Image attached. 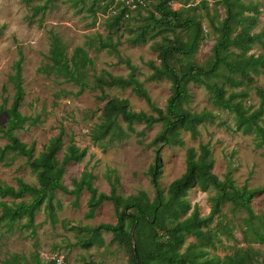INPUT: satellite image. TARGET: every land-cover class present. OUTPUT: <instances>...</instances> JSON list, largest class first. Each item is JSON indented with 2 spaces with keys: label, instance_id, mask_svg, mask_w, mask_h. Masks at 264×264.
I'll return each instance as SVG.
<instances>
[{
  "label": "rangeland",
  "instance_id": "obj_1",
  "mask_svg": "<svg viewBox=\"0 0 264 264\" xmlns=\"http://www.w3.org/2000/svg\"><path fill=\"white\" fill-rule=\"evenodd\" d=\"M203 1H206L203 3ZM115 0H0V105L9 108L14 94L10 83V76L14 74V64L19 59V49L25 55L23 63L24 100L20 108L23 115L38 118V123L28 125L24 130L17 131V137L28 146L35 145L34 159L44 163L42 152L49 140L64 131V147L58 154L60 164L66 148L74 143L87 155L82 162L69 163L63 177V184L70 190L74 189L72 181L78 179L84 171H91L95 175L94 184L98 190L110 194L111 184L108 173L119 180L118 194L125 200L132 202L140 192H146L150 200L155 198V189L151 183L149 170L155 162L154 140L162 131V125L156 124L145 129L144 123H136L137 133L128 139L113 143L109 139L95 143L92 131L101 122L103 109L108 99L117 97L129 101L130 107L136 112L151 113L147 103L137 97L131 89L106 88L80 90V86L66 81L63 77L45 73L42 70L51 65L48 59L53 36L59 37L71 57L76 48H83L93 65L87 72V80L94 82L96 76L107 71L116 77L127 78L130 70L125 61L137 68V78L151 96L155 105L165 109L173 94L171 83L166 78L152 80L150 64L159 65L158 54L154 44L161 41V37L149 40L140 45H131V38L140 27L146 23L150 12L154 11L149 4L146 9L132 13L121 27H111L114 16L110 7L115 6ZM245 4L257 5L260 10L258 23L251 33H259L264 29V0H243ZM110 3L108 12L104 6ZM47 5L46 11L39 13L32 19L33 8ZM153 5V6H154ZM174 10H181L184 18L197 17L204 29V40L200 50L192 61L208 64L214 44L219 34L215 28L225 18V8L222 4H215L212 0H180L173 2ZM152 9V10H151ZM253 14L246 12L245 15ZM159 16V14H156ZM247 30L246 26L237 24L230 26L229 31L234 37L237 33ZM180 32V31H179ZM156 33V32H155ZM167 31L164 35H170ZM112 38L113 42H120L117 50L119 56L110 53L108 49L98 51L100 39ZM232 51L238 52L233 49ZM264 46L256 45L250 53L260 54ZM124 61V62H122ZM188 60L176 57L172 65L180 73L187 67ZM254 88L250 90L244 101L248 108L257 109L261 104L258 89L264 88V73L254 76ZM218 81V79H213ZM191 100L188 108L197 113L208 111L216 118L213 123L202 124L200 135L193 139L190 132L183 133L185 145L163 146L161 156L163 173L160 179L161 188L167 196L168 187L179 179L187 169V150L195 148L199 158L202 156L201 144H210L215 161L213 173L224 180L230 175L239 187L248 185L250 189L264 187V147L257 148L254 135L236 130L232 114L225 109H217L212 105L209 91L204 86L190 84ZM6 111L0 115V124L5 125ZM264 124V116L262 117ZM120 125L126 131L127 125L119 119ZM7 141L0 133V146ZM40 188L41 180L28 164L27 157L17 151L6 153L0 161V185L17 189L20 182ZM216 195L214 189L207 192L198 187L190 190L188 200L191 205L198 206L203 217L211 212V198ZM90 193L83 190L78 198V206H74L76 197L61 191L55 192L56 223H51L47 217L44 204L36 212L33 227L27 226L28 216L24 215L15 223L9 222V217L0 220V264L14 261L19 264H55L52 257L62 256L67 264H130V252L113 240L111 233L96 229L101 224H116L117 216L114 205L104 202L96 211L93 218L88 219V202ZM33 198L29 195L20 199L0 196V218L4 216V206L16 208L22 202L30 204ZM252 207L256 215L264 219V193L254 198ZM246 217L241 210L233 211L230 204L222 206V214L215 216L210 229L218 234L214 245L198 243L193 250L202 251L198 258L199 264H207V258L217 262L226 256H234L237 252L247 253L253 264L264 262V244L248 243L244 231L247 230L243 219ZM232 228L233 238L219 231L220 227ZM35 231V236H32ZM91 242L87 247L86 243ZM141 244L140 253L148 248L145 238L134 239V245ZM193 244L195 238L186 237L185 245L180 250L184 253Z\"/></svg>",
  "mask_w": 264,
  "mask_h": 264
},
{
  "label": "trees",
  "instance_id": "obj_2",
  "mask_svg": "<svg viewBox=\"0 0 264 264\" xmlns=\"http://www.w3.org/2000/svg\"><path fill=\"white\" fill-rule=\"evenodd\" d=\"M178 1L180 0H155L156 4L152 5L154 11L150 12L146 18V23L128 39L131 45H140L161 37V41L154 44L160 64H150L152 69L150 79L166 78L170 81L173 96L165 109L155 105L137 78V68L128 60L122 61L130 70L127 78L116 77L107 71H102L101 75L96 76L94 82L90 83L86 76L93 62L86 51L79 47L74 50L71 57H68L66 47L57 36H53L49 51L48 59L51 65H47L42 70L80 86L81 91L86 88L101 91L106 88L131 89L137 97L145 100L151 113L132 110L126 99L117 97L108 99L103 109L101 122L92 131V140L95 143L106 139H109L110 143L122 142L132 134L144 135V132H136L134 128L136 123H144L145 129L161 124L162 131L154 140L155 162L149 170L151 183L155 189V198L150 200L146 192L142 191L132 202L124 203V198L118 194L119 180L109 173L107 178L111 184L110 194L102 193L95 187V175L91 171H84L78 179L72 181L73 190L67 188L63 184L67 165L82 162L87 151L71 143L66 148L59 164L57 157L64 147L63 129L45 146L41 155L44 163L40 164L34 159L35 145L28 146L16 135L17 131L38 123V118L25 116L20 110L25 95L22 74L25 55L19 49V59L15 62L14 74L9 79L14 90L12 103L9 108L0 105V115L6 111L8 117L5 125L0 124L1 136L7 141L5 146H0V161L10 151L21 153L27 157L28 164L43 186L37 188L22 181L17 189L0 185V196L3 198L20 199L26 195L33 198L30 204L22 202L16 208L5 205L4 216L0 220L9 217V222L13 224L27 215V226L33 227L36 212L46 204L48 219L51 223H56L55 192L61 191L74 195L76 197L74 206L76 207L82 191L87 190L90 193L89 211L86 214L88 219L94 217L104 202H111L114 205L117 223L101 224L96 229V233L100 231L111 233L115 242L129 250L130 264H199L198 258L202 251L195 252L193 249L197 248L198 243L203 242L209 246L214 245L218 234L210 229V225L214 222L215 216L222 214V206L225 204L232 205L234 212L241 210L245 213L246 217L243 221L247 230L244 233L246 237H250L249 234L252 235V238L246 239L247 242L264 244V219L256 215L252 207L254 198L264 193V187L250 189L246 184L239 187L230 175H227L224 180L220 179L213 173L215 161L209 143L201 144L202 156L200 158L195 148H189L186 172L170 184L167 196L161 188L160 179L163 173L161 148L163 146H184L183 133L190 132L191 137L196 139L200 135L199 127L206 122L213 123L216 118L213 113L206 110L197 113L188 108L191 100L190 84L204 86L210 93L212 105L217 109H225L233 115L236 130L254 135L256 147H264L262 119L264 88L258 89L261 104L257 109L247 108L244 104L250 90L254 88V76L264 73V52L250 53L256 45L264 46V29L259 33H251L252 28L258 23L259 8L257 5L245 4L243 0H212L215 4L224 6L225 18L215 28L219 36L213 46L208 64H199L192 59L198 54L204 40L202 22L195 16L184 18L182 9L174 10L171 4ZM109 7L110 3H106L105 13L108 12ZM111 8L112 6L110 10ZM116 8L119 13L113 14L111 18L113 28L121 27L127 19L132 17L133 13L128 12L127 8H122L120 4ZM46 9H48L47 5L36 6L33 8V15L30 19ZM139 10L142 8L137 11ZM246 12H253V14L245 15ZM157 13L159 16L156 15ZM127 14L129 17H126ZM235 24L246 26L247 30L232 37L229 28ZM3 29L4 26L0 27V32ZM167 31L171 34L164 35ZM119 44V41L114 43L112 38L106 40L101 38L96 49L98 51L108 49L110 53L119 56L117 50ZM232 48L238 52L232 51ZM178 56L188 60L186 69L181 73L172 65V60ZM213 79H218V81ZM119 119L126 123V131L120 125ZM195 187L203 192L211 188L216 191V195L211 198V212L207 217H203L199 207H193L188 200L190 190ZM219 231L233 238L231 236L233 229L229 226L220 227ZM32 236H35V231ZM187 236L195 238L197 244L191 245L186 252L181 253L180 250L185 245ZM138 238L147 240L148 248L145 253L139 252L141 244L134 245V239L137 241ZM86 245L89 247L91 242H87ZM206 263L253 264L247 253L243 252H237L234 256H226L217 262L207 258ZM6 264L19 263L8 261Z\"/></svg>",
  "mask_w": 264,
  "mask_h": 264
},
{
  "label": "built area",
  "instance_id": "obj_3",
  "mask_svg": "<svg viewBox=\"0 0 264 264\" xmlns=\"http://www.w3.org/2000/svg\"><path fill=\"white\" fill-rule=\"evenodd\" d=\"M116 4L111 8V11L114 15L119 13V10L116 8L118 4L121 5L122 8H127L128 12L132 13L137 11L138 9L147 8L149 4L153 2V0H115ZM129 17V14L126 15ZM55 264H67L65 259L62 256H54L51 258Z\"/></svg>",
  "mask_w": 264,
  "mask_h": 264
}]
</instances>
